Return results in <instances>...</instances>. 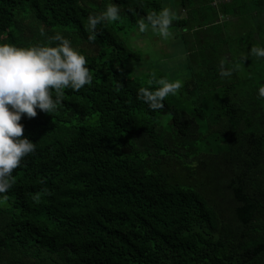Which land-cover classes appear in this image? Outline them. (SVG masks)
Here are the masks:
<instances>
[{
	"label": "trees",
	"instance_id": "trees-1",
	"mask_svg": "<svg viewBox=\"0 0 264 264\" xmlns=\"http://www.w3.org/2000/svg\"><path fill=\"white\" fill-rule=\"evenodd\" d=\"M109 4L120 19L90 42L88 16ZM176 6L187 72L152 111L139 88L174 80L140 70L129 36L161 0H0V44L60 32L93 76L56 112L20 120L36 147L0 199V264H264V58L242 60L264 47V0ZM221 59L238 69L221 77Z\"/></svg>",
	"mask_w": 264,
	"mask_h": 264
},
{
	"label": "clouds",
	"instance_id": "clouds-1",
	"mask_svg": "<svg viewBox=\"0 0 264 264\" xmlns=\"http://www.w3.org/2000/svg\"><path fill=\"white\" fill-rule=\"evenodd\" d=\"M120 9L109 4L98 15H89L86 31L88 40L95 42L97 25L103 22H116L120 19ZM176 14L168 7L159 12L151 11L141 17L138 23L140 33L149 30L163 40L173 37L170 30ZM41 35H45L41 28ZM264 58V47L253 46L242 60L248 56ZM86 57L71 46V42L60 32L46 37L45 44L30 47H17L0 44V199L7 202L6 193L15 181L13 172L21 165L24 157L35 151V143L24 137L20 123L22 116L34 118L37 108L45 113H54L62 103L65 89L79 91L91 85L93 76ZM226 60L219 63V75L229 77L238 65L227 68ZM147 84L140 87L137 98L147 104L152 111L165 108L167 97L175 96L183 87L181 80L169 81L166 77L157 79L153 73ZM53 93L55 96H53ZM258 98L264 99V86L258 89Z\"/></svg>",
	"mask_w": 264,
	"mask_h": 264
},
{
	"label": "rangeland",
	"instance_id": "rangeland-1",
	"mask_svg": "<svg viewBox=\"0 0 264 264\" xmlns=\"http://www.w3.org/2000/svg\"><path fill=\"white\" fill-rule=\"evenodd\" d=\"M164 7H168L177 14L176 0H161ZM173 37L168 40H163L151 30L140 33L138 26L130 33L129 43L143 55L144 62L139 67L140 70H145L147 65L156 66L166 71L172 80H181L185 78L186 69L183 63V54L181 51V43L176 37L178 31L170 29ZM132 42L135 44L133 45Z\"/></svg>",
	"mask_w": 264,
	"mask_h": 264
}]
</instances>
